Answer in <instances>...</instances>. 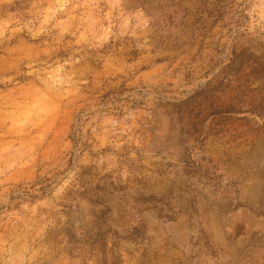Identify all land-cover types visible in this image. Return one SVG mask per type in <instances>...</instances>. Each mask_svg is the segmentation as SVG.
Instances as JSON below:
<instances>
[{"label": "rangeland", "instance_id": "1", "mask_svg": "<svg viewBox=\"0 0 264 264\" xmlns=\"http://www.w3.org/2000/svg\"><path fill=\"white\" fill-rule=\"evenodd\" d=\"M0 264H264V0H0Z\"/></svg>", "mask_w": 264, "mask_h": 264}]
</instances>
